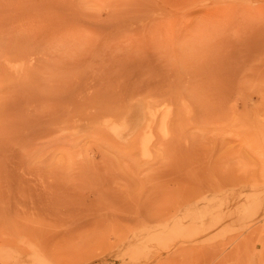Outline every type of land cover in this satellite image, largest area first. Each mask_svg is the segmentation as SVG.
I'll list each match as a JSON object with an SVG mask.
<instances>
[{
  "label": "rangeland",
  "instance_id": "obj_1",
  "mask_svg": "<svg viewBox=\"0 0 264 264\" xmlns=\"http://www.w3.org/2000/svg\"><path fill=\"white\" fill-rule=\"evenodd\" d=\"M0 264H264V0H0Z\"/></svg>",
  "mask_w": 264,
  "mask_h": 264
}]
</instances>
